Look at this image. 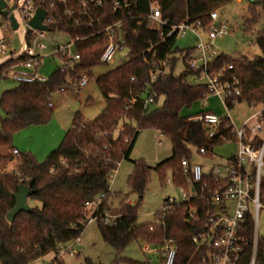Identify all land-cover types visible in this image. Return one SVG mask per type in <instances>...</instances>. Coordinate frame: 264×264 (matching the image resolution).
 I'll return each mask as SVG.
<instances>
[{"label": "trees", "instance_id": "1", "mask_svg": "<svg viewBox=\"0 0 264 264\" xmlns=\"http://www.w3.org/2000/svg\"><path fill=\"white\" fill-rule=\"evenodd\" d=\"M231 1L127 0L112 10L110 0H101L100 5L87 2L85 7L79 0H33L34 5L43 7L51 16L50 31L57 28L74 40L73 50L80 59L72 68L58 66L44 82H18L1 93L0 148L16 149L12 146L13 134L31 125L46 123L52 115L53 95L65 86L78 89L80 75L87 72L90 76V69L102 63L100 54L106 27L113 25L114 39L127 49L128 58L95 79L105 102L102 112L92 120L76 112L59 145L43 161L19 151L15 156L0 154V159L14 161L12 169L0 172V264H32L48 252L54 255L51 264H63L62 252L79 237L89 214L98 217L96 224L102 239L117 254L133 240L140 242V246L156 247L170 239L177 250L174 264H207L209 248L200 244L198 236L207 231L209 217L216 212L217 203L211 198L214 188L224 189L227 181H215L211 175H204L201 181L194 182L184 174L181 161L192 162L193 148L196 152L203 148L201 155L211 158L218 144L235 143L236 137L231 125L226 126L225 118L213 136L208 137L211 129L208 124L189 119L203 111L183 113L201 101L207 90L205 83L190 82L186 78L198 74L188 67L195 47L180 49L175 46L174 38L161 41L162 28L151 22L148 15L153 3L158 6L161 18L167 19L170 25L199 21L201 31L207 32L211 22L209 13ZM68 10L70 13L65 14ZM249 11L250 15L243 20V33L250 32L257 19L264 16V0H249ZM0 15L6 22L8 15L1 11ZM71 17H79L80 24L71 25ZM30 34L26 29L25 39ZM256 44L259 54L231 57L219 53L210 67L216 71L230 64L232 68L227 75L239 81L238 102L264 106V29L257 33ZM27 59L24 54L10 53L0 63V81L13 65ZM178 59L183 61L185 69L175 75L173 70ZM163 60L165 72L152 82L150 75L162 67ZM148 97L153 98V103L162 99L161 107L158 110H151V105L143 107ZM232 106L228 104L229 108ZM144 128L155 129L167 137L171 152L154 167L132 161L134 169L127 180L130 192L141 199L150 170L169 168L172 183L184 188L191 186L197 193L195 199L173 203L167 210L162 208L168 198L163 199L161 209L150 224H139L136 204L130 203L127 195L113 194L110 189L118 164L129 160L139 131ZM20 184L29 186L28 200L39 205L28 203L30 210L19 211L9 222L6 214L14 206L12 195ZM260 198L264 202V180ZM114 200L118 206L112 210ZM92 202H96V208L91 213L86 204ZM192 210L195 212L189 217ZM110 211L115 214L111 215ZM107 215L111 218L104 222ZM238 234L243 238L241 264H247L253 245V222L249 214L242 220ZM154 257L161 264V258ZM127 262L151 264L149 259L146 263L129 259ZM255 264H264V238L260 236Z\"/></svg>", "mask_w": 264, "mask_h": 264}, {"label": "rangeland", "instance_id": "2", "mask_svg": "<svg viewBox=\"0 0 264 264\" xmlns=\"http://www.w3.org/2000/svg\"><path fill=\"white\" fill-rule=\"evenodd\" d=\"M7 7L14 6L11 10L17 21V28L11 30L4 28L5 21L0 15V37L5 36L12 41L11 51L20 54L25 47L26 23L19 14L15 0H4ZM216 23L224 24L231 27V33L227 36L216 38L213 41L214 47L219 53L228 56L237 54L252 57L260 53L256 44L257 33L264 29V16H260L254 24L252 30L247 33L242 32L243 20L250 15L249 0H233L216 9ZM200 37L205 40L206 33L198 31ZM46 37L52 38V42L66 44L70 41L66 33H58L56 30L47 33ZM195 36L187 31L182 37L175 41V46L180 49L192 47L195 44ZM46 43V42H45ZM47 47L41 51L40 65L38 73L41 77L48 78L51 73L57 69L59 60L55 52V46L52 43H46ZM198 55V54H197ZM10 56V52L0 54V63L4 62ZM195 56V53L194 55ZM128 58L126 48H120L116 51L111 60L100 63L90 69V76L85 86L78 89H72L65 86L63 90L57 91L52 97L53 111L50 119L40 125H31L16 131L12 136V146L19 152L31 154L37 161H43L48 153L56 148L61 142L65 132L71 125L72 117L76 112L87 119L92 120L102 112L105 102L99 92L95 79L103 73L113 69ZM185 69L181 59H178L173 73L179 75ZM4 73L6 78L0 81V95L9 88L18 84L12 75ZM187 80L195 82V77L188 75ZM89 98V100H88ZM199 101L190 109L183 110V113H193L203 111L204 113H213L218 117H229L231 124L239 128L247 120L248 125L254 122L252 115L262 108L261 104L248 105L245 102H239L230 108H226L217 98L207 97L204 101ZM162 99L151 104V110H158L161 107ZM117 127L114 133H117ZM160 141V144L158 143ZM236 150L235 143L224 142L218 144L213 151V156H203L192 149V162L202 165L203 171L208 169L209 165L223 168L225 159L234 154ZM171 152L170 140L161 135L157 130L144 128L134 143L133 149L129 155V160L121 161L110 181V189L114 194L127 195L128 201L137 206L138 223L150 224L154 221L155 215L162 207L163 199L174 198L181 201L183 197L182 190L171 182V170L169 168L152 169L149 172L146 189L141 199L135 193L130 192V186L127 182L129 175L134 169L132 161L143 162L148 166L154 167L159 161L167 158ZM0 154H10L15 156L12 149L0 148ZM14 161L0 159V172L12 169ZM29 204H37L36 201L28 200ZM223 204V203H221ZM219 204V206L221 205ZM226 204L233 212L234 201L226 200ZM118 206L117 200L111 204L112 210ZM113 215L115 212L110 211ZM258 236L264 238V208L261 209L258 218ZM79 243L74 246L73 253L67 250L62 252L61 260L63 264H129L127 260H133L140 263H146L149 259L151 264H160L155 259V255L144 253L141 249L140 242L131 241L124 250L117 254L112 246L107 244L101 237L96 222L88 223L79 235ZM53 253L48 252L46 255L36 259L32 264H51Z\"/></svg>", "mask_w": 264, "mask_h": 264}, {"label": "built area", "instance_id": "3", "mask_svg": "<svg viewBox=\"0 0 264 264\" xmlns=\"http://www.w3.org/2000/svg\"><path fill=\"white\" fill-rule=\"evenodd\" d=\"M15 1L20 3L17 9L23 21L26 23V29H29L31 34L29 38L25 39L26 44L24 50L20 53L26 55L28 59L13 65L9 69L8 75H12L17 82H44L46 78L40 76L38 67L42 57L40 53L46 49V43L54 44L56 49L53 54L58 57V66L63 69L72 68L74 63L80 59L79 54L73 50L74 40L69 37L70 41L66 44L52 42V38L46 37L47 33L50 32V22L52 21L51 16L47 15L46 10L41 6L34 5L33 0ZM110 1L112 10H116L121 3H127V0ZM87 2H92L95 5L101 4V0H79L80 5L83 7L86 6ZM50 5L52 6L53 3L51 2ZM37 8L45 10V17L42 24L48 27L47 31L32 29L27 25V22L33 18ZM69 13V10L65 12V14ZM81 13H83V11H80V14ZM148 17L151 22L162 28L160 30L161 41H165L167 38H174L176 41L177 38L182 37L187 31L194 34L196 39L194 47L196 51L195 56L189 60L188 67L198 73L195 75L196 83L206 84L207 90L204 98L201 100L203 101V105L204 101L209 96L217 98L226 108H229L228 104L235 105L239 103L237 99L240 95L239 81L235 76L227 75V72L232 66L227 64L216 71L212 70L210 67V62L219 54L218 50L214 47L213 41L216 38L227 36L231 33L230 26L216 23V10L209 13L211 22L207 32H205L207 37L205 40L198 34V31H201L199 21L195 23L181 22L179 24L170 25L167 19L161 18L158 6L153 3L149 7ZM70 21L71 25L80 24L79 17H71ZM4 28L13 30L8 19L4 23ZM55 30L58 33H64L57 28ZM11 48L12 41L5 36L0 37V54L13 52L14 55H19L11 51ZM120 48L122 47L114 39L113 25L106 27L100 61L103 63L111 60L116 51ZM161 66V68L151 73L150 80L152 82L165 72V60L161 62ZM88 79L89 74L87 72L82 73L78 81V86H85ZM151 104H153V98L148 97L143 102V107H147ZM262 109H264V106H262L260 111L251 116L252 119H254L252 124L248 125L246 120L239 128L231 124L228 116L218 117L213 113H199L189 118L194 121L208 124L211 127L208 132V137L213 136L214 131L220 125L223 118H225L227 119L226 126L231 125L236 137V150L231 159H225L223 168L209 165L208 169L203 171L202 165L199 163H189L185 159L181 161L184 174L188 175L194 182L201 181L204 175H211L214 177L215 181L222 179H226L227 181V185L224 189L220 190L217 187L214 188L211 198L213 202L217 203L216 212L209 217L207 231L198 236L200 244L206 245L209 248L207 264H241L240 241H243V238L238 234V230L241 227L242 220L247 214L251 216L253 222V245L247 264L256 263L258 218L261 209L264 208V202H262L260 198L261 181L264 180V120H262ZM258 139H260V141ZM257 140L258 144L256 145ZM158 143L160 144V141ZM12 152L18 154L17 149H13ZM203 152V148L197 151L198 154H202ZM180 189L183 193L182 200L176 201L174 198H168L162 208L163 210L170 208L173 203L188 202L195 199L197 196V193L191 186L187 188L181 186ZM228 199L234 201L232 213L229 210L230 207L226 204V200ZM219 204L221 205L219 206ZM86 208L92 213V210L96 208V202L87 203ZM193 212H195V210L189 211V217H192ZM97 218V216L89 214L87 224L94 221L96 222ZM110 218V215L105 216L104 222H107ZM79 241V237L74 239L67 245L65 250L73 253L74 246L79 243ZM141 249L144 253L159 256L161 258V264H174L177 250L175 244L170 239L165 240L160 246L156 247L142 244Z\"/></svg>", "mask_w": 264, "mask_h": 264}, {"label": "water", "instance_id": "4", "mask_svg": "<svg viewBox=\"0 0 264 264\" xmlns=\"http://www.w3.org/2000/svg\"><path fill=\"white\" fill-rule=\"evenodd\" d=\"M13 6L7 8V4L4 0H0V11L4 15H8V20L10 22V26L13 30H15L18 26L13 14L10 12L13 10ZM45 17V10L42 8H37L35 14L32 19L27 22V25L32 29L47 31L48 27L42 24V21ZM31 191L28 185L20 184L17 186V192H15L12 196L15 200L13 208L6 214L7 221L11 222L19 211L28 212L30 207L28 205V197L30 196Z\"/></svg>", "mask_w": 264, "mask_h": 264}, {"label": "crops", "instance_id": "5", "mask_svg": "<svg viewBox=\"0 0 264 264\" xmlns=\"http://www.w3.org/2000/svg\"><path fill=\"white\" fill-rule=\"evenodd\" d=\"M61 90H63V89H61ZM214 98V97H213ZM51 108H52V111H53V106H52V102H51ZM17 149V148H16ZM18 150V149H17Z\"/></svg>", "mask_w": 264, "mask_h": 264}]
</instances>
